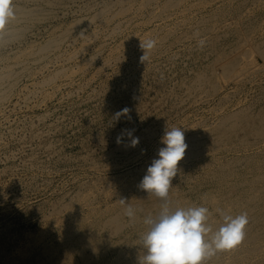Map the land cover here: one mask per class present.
Instances as JSON below:
<instances>
[{"label": "bare ground", "instance_id": "bare-ground-1", "mask_svg": "<svg viewBox=\"0 0 264 264\" xmlns=\"http://www.w3.org/2000/svg\"><path fill=\"white\" fill-rule=\"evenodd\" d=\"M63 2L74 3L75 0H13L15 18L0 32V104L11 98L13 86L21 76L31 77L29 62L45 59V54L51 51L56 54L69 40L71 45L80 42L79 50H86L99 36L96 29L89 28L90 24L102 32L113 25L107 30L108 36L140 16H145L142 25L159 21L158 26L135 39L137 46L148 39L156 41L149 56L178 28L187 29V33L198 40L205 39L203 48L197 41L198 53L206 54L209 60L181 82L187 97L200 95L205 101L213 100L209 120L180 121L178 126L183 128L188 147L178 164L176 177L194 198L186 196L172 180L166 201L172 211L207 207L214 230L223 222L221 211L233 217L247 213L248 224L242 243L233 250L217 252L203 264H264V84L258 81L264 74V0H102L100 7L87 1L82 7L87 15L80 11L71 20L56 21L43 42L37 44L34 39L22 44L25 32L31 27L58 17L55 9L64 7ZM60 11V14L65 12ZM182 15L184 20H176ZM172 19L175 20L169 24ZM82 28H86V32L83 33ZM103 46L99 43L97 51ZM71 50H59L54 57L58 62L71 61L78 55V50ZM141 55L142 49L137 56ZM86 63L89 61L75 67L81 69ZM47 65L45 61L44 70ZM65 73L66 70L61 69L52 75H42L39 84H49ZM164 133L147 142L150 154L133 172L103 180L100 186L106 196L114 197L113 201L105 202L102 207L96 205L93 190L97 185L94 183L75 192L74 198L54 203L52 214L46 217L51 227H57L59 242L56 247L50 245L41 249L36 256L38 264H139L146 252L141 239L148 231L144 220L158 216L166 201L149 196L138 186L152 161L158 159L159 150L165 147L161 143ZM134 162L136 158L128 159L125 166ZM193 182L195 188L189 187ZM121 199L136 210L134 219L125 215ZM30 244L33 246V241ZM30 251L33 250L30 248ZM17 256L21 260L25 258L21 253Z\"/></svg>", "mask_w": 264, "mask_h": 264}, {"label": "rangeland", "instance_id": "rangeland-1", "mask_svg": "<svg viewBox=\"0 0 264 264\" xmlns=\"http://www.w3.org/2000/svg\"><path fill=\"white\" fill-rule=\"evenodd\" d=\"M87 1L96 7L102 5V0L63 2L64 7L55 9L58 17L35 24L25 32L22 44L34 39L37 44L43 42L56 21L71 20L80 11L87 15L82 11ZM60 10L65 12L60 14ZM180 19L184 20L185 16L176 18ZM142 20L145 21V16L128 22L122 30L108 36L107 30L113 25L102 32L90 24L89 28L96 29L99 36L86 50H79L80 42L71 45L69 40L59 50H78L75 59L58 62L54 57L57 50L56 54L46 53L45 59L29 62L31 77L21 76L13 86L11 98L0 104V264L6 261L8 264H38L36 256L41 249L50 245L56 247L59 242L57 227H51L47 220L55 205L74 198L75 192L94 183L97 185L93 190L96 205L102 207L105 202L113 201V196L104 194L103 180L139 167L150 154L147 142L158 139L167 129L178 127L180 121L192 123L211 118L209 110L213 100L205 101L200 95L189 98L181 85L209 60L206 54L199 55L198 38L188 34L187 29L178 28L141 63L137 56L141 48L135 39L160 24L156 20V23L142 25ZM173 20H169V24ZM86 30L81 29L83 33ZM99 43L104 49L97 51ZM44 60L49 66L45 70ZM85 61L91 65L75 67ZM61 69L66 70L63 76L60 73L49 84H39L40 76L52 75ZM258 81L264 84V74ZM20 86L23 89L20 90ZM125 107L130 109L131 119L122 116L115 120L114 114ZM123 129H134V136L140 140L136 147L130 146L131 140L126 134L123 143L117 144V136ZM131 158H136L137 162L125 166ZM173 182L186 196L194 198L177 177ZM190 186L195 188L196 184L193 182ZM78 207L82 210L81 204ZM57 252L62 251L57 249ZM17 253L25 258L21 260Z\"/></svg>", "mask_w": 264, "mask_h": 264}, {"label": "clouds", "instance_id": "clouds-1", "mask_svg": "<svg viewBox=\"0 0 264 264\" xmlns=\"http://www.w3.org/2000/svg\"><path fill=\"white\" fill-rule=\"evenodd\" d=\"M14 18L13 0H0V32ZM205 43L203 38L198 40L201 48ZM155 45L156 41L153 39L141 41V63L149 59V52ZM129 112L130 109L125 107L116 112L113 118L119 120L126 116L130 120ZM125 134L131 140V147L139 144V138L134 136V129H123L116 139L118 145L122 144ZM161 143L165 147L159 150L158 159L152 161L138 187L149 196L155 195L166 201L172 180L178 173V164L184 158L188 145L185 143L183 128L180 127L167 129ZM120 203L125 206V215L134 219L136 210L124 199ZM220 214L223 222L218 230H214L209 223L211 212L207 207L194 206L172 211L166 201L158 216H149L144 220L148 231L141 239L146 252L139 264H203L217 252L237 248L245 237L247 213L235 217L222 211Z\"/></svg>", "mask_w": 264, "mask_h": 264}]
</instances>
